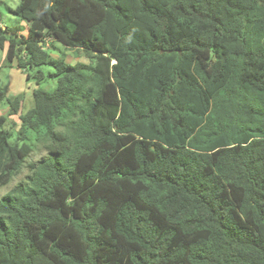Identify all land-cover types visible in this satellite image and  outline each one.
Instances as JSON below:
<instances>
[{
  "label": "trees",
  "instance_id": "16d2710c",
  "mask_svg": "<svg viewBox=\"0 0 264 264\" xmlns=\"http://www.w3.org/2000/svg\"><path fill=\"white\" fill-rule=\"evenodd\" d=\"M13 13L29 32L0 25L7 64L57 87L34 91L21 144L0 118V188L28 170L0 199V264H264V0ZM28 133L44 135L33 162Z\"/></svg>",
  "mask_w": 264,
  "mask_h": 264
},
{
  "label": "rangeland",
  "instance_id": "374dc122",
  "mask_svg": "<svg viewBox=\"0 0 264 264\" xmlns=\"http://www.w3.org/2000/svg\"><path fill=\"white\" fill-rule=\"evenodd\" d=\"M0 6L1 25L10 28L19 27L23 35H27L29 28L26 21L20 19L13 11L17 8L19 0H2ZM50 55L55 58L64 57L67 63L76 64H89V59L81 51L67 50L59 43L55 42V47L49 49ZM7 46L4 50L0 51V89L4 94V98H0V118L5 119L3 128L11 132L10 142L13 144H21L19 140V132L21 130V115L26 114L34 106L33 93L37 89H43L52 92L57 87V82L51 79L42 80L38 83L35 77L36 70H23L17 67L16 64L9 66L6 60ZM41 70L48 75L53 70L51 67H43ZM31 78H28V75ZM19 97V105L17 113L11 110L9 100ZM2 129L0 124V130ZM27 142L33 144V153L29 158V162L37 161L46 154L44 135L28 133ZM28 174V170L24 169L23 172L16 176L12 182L0 188V199L10 192L14 187Z\"/></svg>",
  "mask_w": 264,
  "mask_h": 264
},
{
  "label": "crops",
  "instance_id": "0c3cea01",
  "mask_svg": "<svg viewBox=\"0 0 264 264\" xmlns=\"http://www.w3.org/2000/svg\"><path fill=\"white\" fill-rule=\"evenodd\" d=\"M0 25H1V17H0ZM2 26V25H1ZM27 26L29 27V24L27 23ZM3 27V26H2Z\"/></svg>",
  "mask_w": 264,
  "mask_h": 264
}]
</instances>
